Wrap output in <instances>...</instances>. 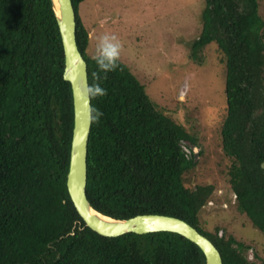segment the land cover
I'll return each instance as SVG.
<instances>
[{"label":"trees","instance_id":"trees-1","mask_svg":"<svg viewBox=\"0 0 264 264\" xmlns=\"http://www.w3.org/2000/svg\"><path fill=\"white\" fill-rule=\"evenodd\" d=\"M75 12V40L90 97L86 198L114 219L157 214L183 220L218 250L222 264H257L233 237L203 231L199 213L211 184L189 186L195 139L161 112L117 61L105 73L86 53ZM192 55L215 45L224 65L221 149L236 210L264 235V19L258 0H201ZM50 0H0V264H205L200 249L170 232L108 238L87 228L66 189L73 128L71 89ZM96 74L94 78L93 74ZM263 264V263H261Z\"/></svg>","mask_w":264,"mask_h":264},{"label":"rangeland","instance_id":"rangeland-1","mask_svg":"<svg viewBox=\"0 0 264 264\" xmlns=\"http://www.w3.org/2000/svg\"><path fill=\"white\" fill-rule=\"evenodd\" d=\"M201 0H85L78 6L88 35L86 53L94 57L97 38L115 34L122 44L119 62L144 87L163 114L195 139L185 143L196 167L187 175L189 186L211 184L213 192L202 207L200 228L233 237L249 247L247 260L264 264V235L235 207L229 187L227 157L221 149L220 127L225 117V72L216 46L192 55L201 31ZM264 19V0H258Z\"/></svg>","mask_w":264,"mask_h":264},{"label":"water","instance_id":"water-1","mask_svg":"<svg viewBox=\"0 0 264 264\" xmlns=\"http://www.w3.org/2000/svg\"><path fill=\"white\" fill-rule=\"evenodd\" d=\"M61 38L64 68L62 78L71 89L73 128L66 175V189L85 226L100 236L115 238L127 233L144 235L156 232L175 233L195 244L205 264H222L216 247L195 228L175 217L147 214L128 219H114L92 208L86 198V156L91 126L90 96L87 94V66L75 40V12L71 0H50ZM192 151H195L192 149Z\"/></svg>","mask_w":264,"mask_h":264},{"label":"clouds","instance_id":"clouds-1","mask_svg":"<svg viewBox=\"0 0 264 264\" xmlns=\"http://www.w3.org/2000/svg\"><path fill=\"white\" fill-rule=\"evenodd\" d=\"M121 48L122 44L115 34H103L99 36L95 44V54L93 57L98 69L107 73L117 68ZM93 76L95 78L96 74L94 73ZM86 91L90 97L106 95V89L96 82L89 85ZM92 112V120H98L102 116V113L98 109H93Z\"/></svg>","mask_w":264,"mask_h":264}]
</instances>
